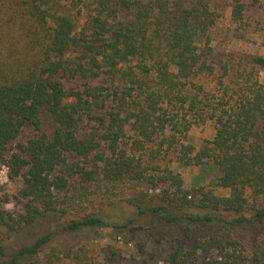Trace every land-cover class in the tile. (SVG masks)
<instances>
[{
  "label": "trees",
  "instance_id": "trees-1",
  "mask_svg": "<svg viewBox=\"0 0 264 264\" xmlns=\"http://www.w3.org/2000/svg\"><path fill=\"white\" fill-rule=\"evenodd\" d=\"M211 4L0 0V167L8 165L10 178L23 181L15 195L23 209L15 213L1 203L0 227L16 232L56 213L55 190L75 172L96 173L80 164L95 159L111 181H147L159 189L140 190L131 200L141 214L151 212L167 225L204 224L196 247L214 254L204 264H264V82L248 67H235L234 74L231 66L224 74L238 77L233 87L221 79L228 87L223 94L199 95L192 78L214 68L208 60L216 14ZM245 9V1L235 0L234 18L242 21ZM241 60L264 68L262 55L230 59ZM208 119L216 125L213 139L201 147L186 143L192 125ZM26 129L35 133L20 140ZM106 145L109 151L101 152ZM164 157L212 171L214 184L230 193L185 188L181 173L153 163ZM217 221L232 226L216 231ZM108 225L91 214L63 229ZM118 225L125 230L135 220ZM165 226L144 230L161 240L169 232ZM51 239L43 234L10 253L0 243V264H27ZM183 248H173L171 264H184Z\"/></svg>",
  "mask_w": 264,
  "mask_h": 264
},
{
  "label": "rangeland",
  "instance_id": "rangeland-1",
  "mask_svg": "<svg viewBox=\"0 0 264 264\" xmlns=\"http://www.w3.org/2000/svg\"><path fill=\"white\" fill-rule=\"evenodd\" d=\"M139 1L143 3L147 0ZM210 1L216 14L211 40L213 52L208 60L214 68L212 71L206 69L192 78L191 83L197 87L194 88L199 89L200 96H204V93L213 94L212 96L223 94L225 88L233 87L237 82L238 77L224 74L225 68L231 66L234 68L230 71L234 74L237 71L235 67L240 69L248 67L253 71L254 77H259L264 82V68H252L251 63L246 65L242 60L238 64H232L230 61L232 57L244 59L251 55L264 56V0H243L246 2V9L242 21L236 20L233 16L232 7L235 0ZM240 63H243L242 67L239 66ZM107 76L103 74L101 77L107 81ZM221 79L225 80L228 87L224 88ZM78 82L71 80L68 84L74 85ZM199 85L202 88H199ZM34 133L35 130L26 129L19 139L25 140ZM215 134V122L208 119L192 125L184 141L201 147L207 140L213 139ZM158 139H161V135ZM177 145L180 146L179 143ZM121 147L125 148L124 145ZM100 151H109L108 146L101 147ZM148 152L149 150L144 152V164L150 163ZM174 158L172 160L169 157L154 159L153 163L161 167L169 165L181 173L187 189H192L195 185H204L221 195L230 193L229 188L214 184L212 171L208 172L198 165L182 166ZM76 160L75 157H70V161ZM80 164L88 170L96 169L97 172L93 175L75 172L72 176H68L65 188L55 190L56 206L59 209L56 213L43 216L34 224L16 232H10L9 227H0V243L6 244L8 253L24 244L34 242L43 234L51 233L52 239L27 264H171L170 254L180 243L184 244V253L186 251L184 258L182 257L184 260L187 259L184 264H204L205 260L214 256L211 252L199 250L196 247L198 239L203 237L204 224L167 225L164 222H158L151 212L141 214L131 204V200L135 199L134 196L140 190H148L153 194L158 192L159 189L155 190L152 184L138 180L111 181L104 175L101 162L95 159ZM147 172L155 171L149 167ZM22 185L21 177L11 179L10 174L6 181L0 180V204L3 203L6 208L15 213L21 212L23 204L15 198V195L18 194ZM6 197H10L7 202L4 201ZM153 201L157 200L154 198L150 202L147 199L143 203L144 207H149ZM91 214L102 216L110 222V225L90 226L74 231L63 229V226L71 220L81 219ZM128 218L135 220V226L121 229L118 223ZM227 218L231 219L233 216ZM225 224H227L226 221H217L213 227L216 231H222L227 229L223 228ZM163 225H166L169 232L161 240L144 230L147 227ZM184 226H189V237L184 236Z\"/></svg>",
  "mask_w": 264,
  "mask_h": 264
},
{
  "label": "built area",
  "instance_id": "built-area-1",
  "mask_svg": "<svg viewBox=\"0 0 264 264\" xmlns=\"http://www.w3.org/2000/svg\"><path fill=\"white\" fill-rule=\"evenodd\" d=\"M9 175V166L6 164H3L0 168V180H7Z\"/></svg>",
  "mask_w": 264,
  "mask_h": 264
}]
</instances>
